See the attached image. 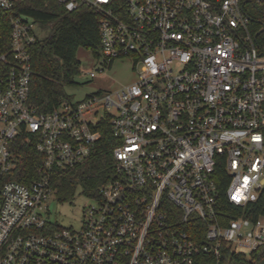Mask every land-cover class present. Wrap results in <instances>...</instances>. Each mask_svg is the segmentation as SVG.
<instances>
[{"label": "built area", "instance_id": "built-area-1", "mask_svg": "<svg viewBox=\"0 0 264 264\" xmlns=\"http://www.w3.org/2000/svg\"><path fill=\"white\" fill-rule=\"evenodd\" d=\"M57 1L99 18L89 79L122 58L137 76L41 113L29 97L42 28L10 17L0 52V264H232L264 247V218L220 224L214 179L220 162L224 195L239 208L264 186V0ZM12 7L0 0V17ZM105 127L110 179L86 196L93 205L78 227L52 222L54 178L84 163ZM19 144L40 156L25 184L9 177Z\"/></svg>", "mask_w": 264, "mask_h": 264}, {"label": "trees", "instance_id": "trees-1", "mask_svg": "<svg viewBox=\"0 0 264 264\" xmlns=\"http://www.w3.org/2000/svg\"><path fill=\"white\" fill-rule=\"evenodd\" d=\"M28 17L49 34L37 40L31 50L30 103L41 113H47L61 102L72 100L65 88L75 85L74 78L79 73L76 53L79 48L98 53L100 39L99 18L93 11L80 6L68 12L57 0H13V7L0 17V52L8 46V22L10 17ZM113 138L108 127L102 130V138L95 152L82 164L58 174L53 186L58 200L72 198L77 188L86 196H93L106 183L113 170ZM15 154L20 155L16 169L9 177L26 183L27 175L34 178L35 166L40 160L31 145H18ZM220 195L216 210L221 225L230 219L245 217L250 220L264 218V186L255 201L239 208L231 205L225 195L226 174L222 163L214 171ZM264 257V247L249 256L232 257V264H255Z\"/></svg>", "mask_w": 264, "mask_h": 264}, {"label": "rangeland", "instance_id": "rangeland-1", "mask_svg": "<svg viewBox=\"0 0 264 264\" xmlns=\"http://www.w3.org/2000/svg\"><path fill=\"white\" fill-rule=\"evenodd\" d=\"M249 11L254 13L251 5H248ZM40 36L42 38L49 34V28H43ZM76 59L79 62V73L75 76V85L65 88V93L71 97L73 101H80L87 96L99 92H111L121 89L131 84L136 79L137 71L133 62L129 58L115 60L109 69H105L103 73L97 75L94 79H89L88 73L97 70L99 65L96 56L89 50L79 48L76 53ZM93 205V201L83 194L81 188H77L72 198L66 201H59L57 190L49 197L46 206L48 216L52 222H56L62 226L78 227L83 219V212L86 206Z\"/></svg>", "mask_w": 264, "mask_h": 264}, {"label": "water", "instance_id": "water-1", "mask_svg": "<svg viewBox=\"0 0 264 264\" xmlns=\"http://www.w3.org/2000/svg\"><path fill=\"white\" fill-rule=\"evenodd\" d=\"M255 264H264V257L261 260H259L258 262H256Z\"/></svg>", "mask_w": 264, "mask_h": 264}]
</instances>
